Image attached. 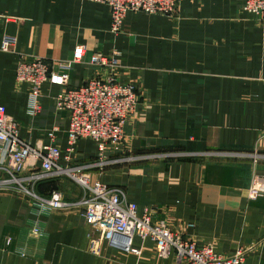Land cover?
I'll list each match as a JSON object with an SVG mask.
<instances>
[{"label":"crops","instance_id":"obj_1","mask_svg":"<svg viewBox=\"0 0 264 264\" xmlns=\"http://www.w3.org/2000/svg\"><path fill=\"white\" fill-rule=\"evenodd\" d=\"M110 8L88 0H0V105L33 145L68 146L69 117L57 107L67 86L115 75L136 83L140 100L127 122L121 150L134 156L107 165L93 180L118 185L128 200L154 209L153 219L224 255L246 249L245 264H264V195L251 199L264 175V23L242 0H182L177 16L129 11L113 33ZM5 35L16 38L2 51ZM85 46L81 61L74 51ZM96 53L117 67L91 63ZM45 59L66 86L47 82L32 111L26 84L17 81L21 59ZM71 64V67L67 66ZM73 163L97 159V143L83 139ZM0 148V163L5 161ZM123 151V152H121ZM120 152V153H119ZM35 192L57 191L77 201L83 189L67 177L39 181ZM41 224L43 232L33 227ZM93 229L80 207L39 212L36 199L0 189V264H171L152 239H136L140 253L119 242L91 250Z\"/></svg>","mask_w":264,"mask_h":264},{"label":"built area","instance_id":"obj_2","mask_svg":"<svg viewBox=\"0 0 264 264\" xmlns=\"http://www.w3.org/2000/svg\"><path fill=\"white\" fill-rule=\"evenodd\" d=\"M108 5L112 18L111 30L117 34L123 31L128 11L160 14L169 17L178 15L182 0H88ZM242 8L264 23V0H242ZM16 38L5 35L1 50L11 51ZM85 46L79 45L74 51V61H81ZM91 63L99 67H117V59L96 53ZM71 67V64L66 67ZM17 81L28 85L32 96V111L39 107V98L45 83L66 86L67 74L54 72L43 58L21 59L17 64ZM136 83L117 80L115 75L93 77L86 83L68 87L57 97V107L69 117L68 146L61 149L57 144L33 145L23 139L15 119L8 115L6 107L0 105V148L5 147V161L0 163V189H15L36 199L39 212L55 209L80 207L86 221L93 228L91 250L99 253L101 241H110L130 252L140 253L134 247L136 239H152L158 254L163 258L173 257L171 264H245L246 249L224 255L211 244H199L187 238L178 230L153 219L154 209L145 207L140 212L135 202L128 200L127 191L118 185H108L93 180L89 171L99 163H73L77 145L83 139L97 143V156L101 163L104 153L110 147L119 150L125 141V125L134 115L139 104ZM107 154V153H106ZM102 165V164H101ZM65 176L80 185L82 197L67 201L62 193L53 192L40 196L35 192L39 181L51 177ZM264 194V175L256 174L249 188V197L255 199ZM35 234H41L43 227H33Z\"/></svg>","mask_w":264,"mask_h":264},{"label":"rangeland","instance_id":"obj_3","mask_svg":"<svg viewBox=\"0 0 264 264\" xmlns=\"http://www.w3.org/2000/svg\"><path fill=\"white\" fill-rule=\"evenodd\" d=\"M129 12V11H128ZM127 12V13H128ZM127 13H126V15H127ZM140 13H144V12H140ZM147 14H150V13H147ZM109 56V55H108ZM137 85V84H136ZM138 86V85H137ZM138 93H139V87H138ZM139 96H140V93H139ZM139 100H140V98H139ZM139 105V104H138ZM131 119V118H130ZM127 124V123H126ZM125 127H126V125H125ZM125 138H126V131H125ZM124 143H125V141L122 143V145L120 146V149L119 150H121V148L124 146ZM109 150H111V151H116V153L118 154V151L117 150H115L114 149V147H110L109 149H107V151L104 153V155H103V157H105V159H103L105 162H106V164L105 163H101V158L100 157H98L97 156V159L96 160H93V161H90V162H86L85 164H87V163H99L98 165H96V166H94L93 168H98L99 169V172L100 173H102L103 172V170H104V168L107 166V165H109V164H112V163H116V162H120V161H125V160H131V159H133V157L134 156H130V155H128V156H117V157H114V158H106L107 156V154L106 153H108V151ZM121 152H123V151H121ZM120 153V152H119ZM259 157H264V155H258ZM102 164V165H101ZM93 168H91L89 171L91 172V170L93 169ZM62 177H65V176H62ZM253 183V182H252ZM252 185V184H251ZM124 188V187H123ZM264 195V194H263ZM256 199V198H255ZM92 228V227H91ZM93 229V228H92Z\"/></svg>","mask_w":264,"mask_h":264}]
</instances>
